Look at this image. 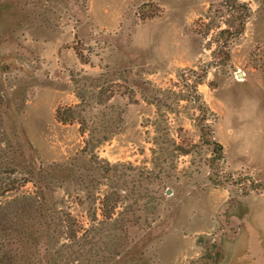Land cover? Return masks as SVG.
<instances>
[{
    "label": "rangeland",
    "instance_id": "obj_1",
    "mask_svg": "<svg viewBox=\"0 0 264 264\" xmlns=\"http://www.w3.org/2000/svg\"><path fill=\"white\" fill-rule=\"evenodd\" d=\"M240 12L241 34H217L215 26L237 24L232 14ZM185 68L207 70L198 91L215 115L208 122L211 137L224 156V162L216 160V173L227 179L211 182L217 177L207 166L213 156L203 146L163 173L165 192L146 182L150 191L140 189L128 163L151 166L147 141L156 116L141 92L146 81L173 87ZM105 72L109 79L126 77L135 90V101L110 100L115 111L123 108V121L96 149L100 159L123 164L108 174L113 190L128 197L115 200L112 217L141 225L154 213L155 219L150 228L142 225L128 250L108 255L103 264H264V0H0V178L19 183L26 176L30 147L46 168L3 192L1 204L14 196L35 197L40 185L57 208L64 203L85 222L93 209L100 217L95 197L109 190V181L80 151L77 123L62 124L54 112L77 102L73 78L87 83ZM167 117L171 136L181 125L199 141V127L184 112ZM237 178L238 186L231 183ZM251 182L260 185L250 189ZM13 217L5 219L0 242L19 249ZM108 228L100 229L102 236L122 235Z\"/></svg>",
    "mask_w": 264,
    "mask_h": 264
},
{
    "label": "trees",
    "instance_id": "obj_2",
    "mask_svg": "<svg viewBox=\"0 0 264 264\" xmlns=\"http://www.w3.org/2000/svg\"><path fill=\"white\" fill-rule=\"evenodd\" d=\"M221 6L228 9L227 4H221ZM215 11L220 13L218 10ZM234 15L232 14L233 18L237 20L235 25L228 24L225 28L213 25L218 29L217 34L228 33L234 37L242 33L245 18L241 12ZM212 24L211 22L210 25ZM74 49L78 58L84 60L82 51L78 47ZM206 72V69H180L176 74L177 81L173 83V87L157 88L146 81V87L141 92V97L149 104L154 105L156 109V116L150 121L154 135L147 141L150 143L149 163L151 166L128 163V169L136 172L140 189L150 191L143 187L146 182L150 186L158 184L162 189L164 188L165 192L167 186L164 185L163 173L166 176V172L176 168L175 161L178 157L200 154L203 146L211 148L210 153L213 157L208 159L207 166L213 169L214 175L217 176L216 172L220 165L216 160L224 162L222 146L211 137L212 122H208L210 119L214 121L215 115L198 91V86L203 83ZM108 74L110 73H101L99 78H91L87 83L73 78L77 102L58 106L54 112L55 119L62 124L77 123L78 133L82 137L83 143L80 151L86 153L94 161L96 167L103 172L102 177L109 181V185L107 184L109 190L107 189L95 197L99 205L98 210L101 211L100 217L93 209L85 222L73 215L69 207L64 206V203H62V207L57 208L45 195L40 185L37 186L35 197L19 195L6 199L2 204L0 203V231L5 230V219L7 220L9 216L13 217L12 214L15 213L13 226L17 235H14L13 243L19 245V249L17 246L10 249L5 247L4 242H0V264H103L108 255L118 256L122 251L128 250L135 243L137 234L144 230L143 224L150 228L151 222L155 219L156 202L153 203L154 214L151 220H144L142 225L137 220L112 217L115 200L117 198L127 200L128 197L113 190L114 187L110 184L112 179L108 174L110 171L115 173L118 166L123 164L109 163L100 159L96 154V149L113 136L123 121V108L115 111L114 105L109 104L110 100L120 96L135 101V90L129 85L126 77L109 79L107 78ZM118 74L123 75L121 72ZM181 112H184L190 120L195 121V125L199 127L198 142L189 138L186 129L181 125L176 127L174 136L170 135L167 114L173 113L178 118ZM207 133L210 135L208 138L206 137ZM32 152L30 147L26 176L21 178L19 183L8 177H4V180L0 178V196L3 192L12 191L16 187L14 184L29 182L33 174L46 173V168ZM226 177L217 176L213 179L209 177V179L214 185H219L226 181ZM239 182L237 178L232 179L231 183L238 186ZM263 184H261V188L264 190ZM259 185L251 182L248 187L256 189ZM242 188L240 187L242 192L247 191ZM156 192L152 191L154 194ZM137 197L135 203L143 196L140 194ZM154 198L161 199L160 196ZM21 214L26 215L25 220H19ZM109 226L118 228L122 235L115 237V234L110 231L106 236H102L100 229ZM108 230L112 229L108 228ZM104 238L105 240H103ZM116 240H119L118 243ZM114 242L116 245L112 246ZM102 246H107L106 253L103 252Z\"/></svg>",
    "mask_w": 264,
    "mask_h": 264
},
{
    "label": "water",
    "instance_id": "obj_3",
    "mask_svg": "<svg viewBox=\"0 0 264 264\" xmlns=\"http://www.w3.org/2000/svg\"><path fill=\"white\" fill-rule=\"evenodd\" d=\"M167 192H169V190H167Z\"/></svg>",
    "mask_w": 264,
    "mask_h": 264
}]
</instances>
